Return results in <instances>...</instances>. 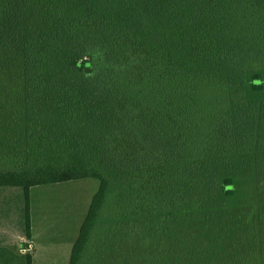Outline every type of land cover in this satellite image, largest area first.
I'll list each match as a JSON object with an SVG mask.
<instances>
[{
	"label": "trees",
	"instance_id": "obj_1",
	"mask_svg": "<svg viewBox=\"0 0 264 264\" xmlns=\"http://www.w3.org/2000/svg\"><path fill=\"white\" fill-rule=\"evenodd\" d=\"M88 177L68 264H264V0H0L26 236L33 186Z\"/></svg>",
	"mask_w": 264,
	"mask_h": 264
},
{
	"label": "rangeland",
	"instance_id": "obj_2",
	"mask_svg": "<svg viewBox=\"0 0 264 264\" xmlns=\"http://www.w3.org/2000/svg\"><path fill=\"white\" fill-rule=\"evenodd\" d=\"M98 183L97 178L88 177L33 186L32 238L24 231L22 189L0 187V252L5 254L0 264H25V254L19 249L23 242L33 246V264H68L73 242Z\"/></svg>",
	"mask_w": 264,
	"mask_h": 264
},
{
	"label": "crops",
	"instance_id": "obj_3",
	"mask_svg": "<svg viewBox=\"0 0 264 264\" xmlns=\"http://www.w3.org/2000/svg\"><path fill=\"white\" fill-rule=\"evenodd\" d=\"M33 231L34 230H33V224H32V237H33V233H34ZM29 245H31V246L29 247ZM26 246H27V248H26L27 250L26 251L30 250L33 247L32 244H29L28 242H27V245L26 244H23V247H26Z\"/></svg>",
	"mask_w": 264,
	"mask_h": 264
},
{
	"label": "built area",
	"instance_id": "obj_4",
	"mask_svg": "<svg viewBox=\"0 0 264 264\" xmlns=\"http://www.w3.org/2000/svg\"><path fill=\"white\" fill-rule=\"evenodd\" d=\"M31 245H29V247H30ZM22 250H27L26 248H22Z\"/></svg>",
	"mask_w": 264,
	"mask_h": 264
}]
</instances>
